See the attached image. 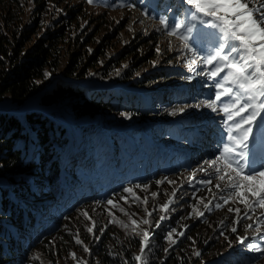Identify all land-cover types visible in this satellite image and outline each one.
Wrapping results in <instances>:
<instances>
[{
    "label": "rangeland",
    "instance_id": "374dc122",
    "mask_svg": "<svg viewBox=\"0 0 264 264\" xmlns=\"http://www.w3.org/2000/svg\"><path fill=\"white\" fill-rule=\"evenodd\" d=\"M38 3L42 4V8L37 11ZM21 5V30L22 32L28 31L27 37L22 40L23 51L37 43L46 33L59 29L61 25H67L66 35L58 47L59 54L55 59L57 68L54 72L48 70L44 72L43 80L39 83V90L29 98L30 101L26 104V108L31 110L41 108L42 106L36 103L37 96L47 92L58 83L73 84L83 89H96L110 93L108 102L112 108L114 107L112 112L104 109L92 119L75 120L59 109L50 108L51 110L44 111L46 114L58 111L62 115V120H54L63 126L65 136H68L66 151L58 157L59 160L63 159L60 161L62 166L71 164L75 168L76 165H80L86 169L85 166L89 165V170L86 169V172L96 176V170L99 172L100 164L105 166L113 160L106 150L113 144L110 141H114L118 147V150L111 149L112 154L120 153L125 158L123 163H127L131 158L137 161L147 144L157 147L163 153H166L168 148L174 147V150L180 151L182 155L184 150H190L193 146L194 136L199 131V127L204 131L203 127L209 122L210 124L215 123L213 126L218 129L221 147L201 153L198 159L190 158L192 164L189 168L182 167L184 170L181 171L178 165L174 166L180 160L176 158L179 156L177 152L168 163L172 170L160 179L159 183L153 184L154 186L149 183L141 189L131 188L133 191L128 193L121 185V189L123 188L120 189L123 193L121 197H126L127 202L118 196L113 200L117 207H112L107 202L101 204L103 212H98L96 203L89 204L90 209H83V211L82 206H79L81 208L78 207L75 217L81 220V225L86 232L89 234L93 232L92 239L102 232L103 226L100 223L104 220H109L124 232H130L133 229L129 215L135 214L132 219L140 223L134 232L142 241L143 230H148L149 238L145 241V247H147L149 240L153 237L152 234L157 232L162 223H171L175 219L173 217L176 219L181 217V225L184 228L171 231L172 236L167 239L166 244L167 246H182L181 236L183 235L180 233L191 235L192 232L197 231L202 218H206L203 222L206 224L210 222L211 216L215 215L218 218L216 224L218 226L210 227L208 229L210 234H202L198 242L196 238L191 237V242L184 244L186 250L190 252V258L194 261L190 264H208L206 260L219 254H221L220 257L214 260L216 263L223 261L225 264L228 262L225 260L226 256H230L229 262L236 264H264V252L254 250V246L264 248V239H260V236H264V230L259 234L254 231L256 228L254 221L257 218L264 220V215H262L264 210L259 208L248 210L244 204L238 202L234 194L228 199V203H225V198L229 197L233 190L225 187L228 183L227 178L223 181L218 180L215 170L208 168L205 163L215 159L222 151L224 144L228 143L223 123L226 117L220 111V106L222 103H228L229 100L222 98V101L216 105L217 111L206 106L210 100L215 99L217 90L216 81L207 75L211 66H206L201 59L212 50L218 35L216 30L199 22L196 23V31L203 43L195 45L194 54L184 49L177 37L168 36L167 29L159 23L162 18L170 23L183 19L188 9L184 0H179V2L178 0H93L92 3L88 0H21ZM71 13L73 16H70ZM21 33L17 35L18 40L21 38ZM201 47L203 50H200ZM77 53H80V60L77 62L79 69L74 73V77H65L63 74L70 66L72 56ZM128 53H130L128 57L124 60L120 59ZM134 56L140 61L144 60V63L137 69V63H132ZM193 60H196V63H192ZM197 61L202 64L200 68L196 66ZM107 72L108 77L100 79L101 74ZM45 73L49 75L46 77ZM123 73L132 74V81H122L121 74ZM157 74H161L158 79ZM153 75L155 81L153 80L150 86H139L133 83V81H141ZM196 76H199L202 82L196 87V92L190 89L181 91V88H184L185 84ZM216 80L218 81L219 77ZM115 97L117 100L120 99L121 103L115 101L113 99ZM134 98L136 100H133ZM0 104L12 106L5 102ZM132 108L142 109L146 113L145 119L139 120L133 117L129 113ZM180 108L184 111H178ZM14 113L23 112L15 111ZM184 121L189 122L186 125ZM262 125H264V120L258 118L256 139L250 145V149L253 145L258 146L255 152L259 153L264 160V141L259 135ZM171 126L179 130L178 133L182 138L170 139L177 136L176 129ZM80 129L84 130L80 135L82 141L85 140L82 146L78 142L73 144L74 134ZM166 129H168V138L164 134ZM104 130L107 132L104 133ZM175 158L176 163L174 161L173 164L172 159ZM166 160V158L161 159L159 165H163ZM93 163L99 164L97 168L92 167ZM149 163L146 164L148 166L146 177L149 175ZM218 166L223 167L222 164ZM202 168L205 170L201 171ZM109 173L110 169H107L106 174ZM134 173L133 169L132 174ZM88 180L91 181V178ZM205 180H210L211 183H201ZM216 185L220 187L217 188ZM152 193H156V196L153 197ZM145 198H147V203H144ZM164 204H167L168 208L161 211V206ZM205 204L209 205L207 209L204 207ZM217 204L220 207H216ZM121 208L124 209L123 212L120 211ZM229 208L240 211L239 213L229 211ZM147 212H151L152 215L147 216ZM198 212H202L203 215H198ZM161 216H165L166 219L160 220ZM145 218L149 220L147 225L141 222ZM157 221H159V226L156 224ZM234 221L239 222L234 223ZM250 223L253 224V228H246ZM89 227L92 228L91 232L87 230ZM233 228L236 231L239 230V234L236 240L227 243L225 234ZM261 228L264 229V225H261ZM238 237L246 239L241 243ZM90 243L81 246L83 252L86 248L88 249ZM225 244L228 245L227 249L216 253V249ZM139 252L141 253V248L136 254L139 255ZM195 252L199 255H194ZM72 254L75 256L72 255L65 264H79L81 261L85 263L84 255ZM165 256L166 263L171 264L170 255ZM29 258L32 264H50L49 261H45L40 250L32 251ZM7 264H15V262ZM57 264H64V262ZM139 264H156V261L149 262L148 258L143 256Z\"/></svg>",
    "mask_w": 264,
    "mask_h": 264
},
{
    "label": "trees",
    "instance_id": "16d2710c",
    "mask_svg": "<svg viewBox=\"0 0 264 264\" xmlns=\"http://www.w3.org/2000/svg\"><path fill=\"white\" fill-rule=\"evenodd\" d=\"M41 8L42 4L38 3L37 11ZM21 15V0H0V103L5 102L16 107L23 105L38 92L39 83L43 80L46 70L54 72L57 68L55 59L59 54L58 47L66 35L67 26L61 25L59 29L46 33L37 43L23 51L22 40L27 37L28 31L21 30ZM20 33L21 38L18 40L17 35ZM128 55L130 53L120 59L124 60ZM78 60L80 53L72 56L70 66L63 74L65 77H74V73L79 69ZM132 63H137V69L144 60L140 61L134 56ZM196 66L200 68L198 62ZM108 75V72L103 73L100 79H105ZM154 77L148 76L133 83L150 86L153 80L155 81ZM158 77H161V74H157V79ZM121 80L132 81V74H121ZM105 93L96 89L79 88L73 84L58 83L37 96L36 103L42 107L59 109L74 120L92 119L104 109L113 111L114 107L108 102L110 93ZM113 99L117 100L116 97ZM117 101L121 103L120 99ZM129 113L139 120L146 117L144 111L136 108H132ZM54 120H62L61 113L54 111L46 114L36 110L23 113L0 112V264L12 261L15 264H32L29 256L35 250H40L45 261L50 264H65L72 253L84 255L85 263L81 261L79 264H139L134 257L138 256L136 253L141 248V240L133 230L124 232L114 223L104 220L105 222L100 223L103 226L102 232L92 239L93 232H86L75 214L79 206H82L79 207L82 211L90 209L91 203H96L98 212H103L102 205L108 200L121 197L123 188L141 189L149 183L156 184L167 173L158 170L146 178L132 174L133 167H136L134 158L123 164L125 158L118 152L115 154L114 150V154L111 152V149L118 150L114 141H110L113 144L109 154L113 160L105 166L100 164L96 176L86 172L89 165L85 166L86 169L80 165L75 168L71 164L62 166L60 161L63 159L59 160L58 157L66 151L68 136H65L63 126ZM83 132L84 130L80 129L74 134V142L80 143L81 146L85 140L82 141L76 136L82 135ZM106 132L104 130V133ZM95 163L91 165L97 168L99 164ZM107 169H110L108 175ZM178 169L184 170L182 167ZM114 170L120 173L123 188L118 185L109 191L94 192L93 196H88L90 185L100 180L98 184L105 182L103 185H108V178ZM90 178L91 181L88 180ZM137 185L140 187H136ZM173 218V222L162 223L157 232L152 234L153 237L145 251L139 252L140 256L147 257L149 262L156 261V264H165L167 254L170 255L171 264L193 263L184 244L189 243L191 237L196 238L198 242L202 234H210V227L218 226V218L215 215L211 216L210 222L206 224H203L206 218H202L196 232L181 236L182 246H167L168 233L173 229L184 228L181 225V217ZM153 223L155 226V222ZM238 234L239 230H228L225 234L227 243L236 240ZM77 239L81 243L78 244ZM88 243L91 245L83 252L81 246ZM227 246L225 244L217 248L216 253L226 250ZM220 255L206 260V263L224 264L223 261L214 262ZM245 258L249 259L247 256ZM229 259L230 256H226L225 260L228 262L225 264H236L229 262Z\"/></svg>",
    "mask_w": 264,
    "mask_h": 264
},
{
    "label": "snow or ice",
    "instance_id": "6c2138e0",
    "mask_svg": "<svg viewBox=\"0 0 264 264\" xmlns=\"http://www.w3.org/2000/svg\"><path fill=\"white\" fill-rule=\"evenodd\" d=\"M92 3L93 0H88ZM188 6L187 15L179 20L172 21L160 19L159 23L167 29L168 36L177 37L182 47L195 54V45H202L203 41L196 31V23L207 25L218 33L212 50L207 56L202 57V62L206 66H211L207 75L215 82V99L207 103V107L217 111L216 105L222 101V98H228V103H222L220 111L225 114V130L227 132L228 143H225L220 154L215 159L206 161L208 168L215 170L218 180H225L228 183L227 188L233 190L224 202L234 194L238 202L252 211L256 208L264 210V163L259 167L254 166L252 159L253 152L250 145L256 139V127L258 118L264 120V0H184ZM129 7H132L129 5ZM159 51V48L157 49ZM200 50H203L201 47ZM192 63H196L193 60ZM118 74V73H117ZM223 74V75H222ZM49 74L45 73L47 77ZM219 77L217 81L216 78ZM178 111H184L183 108ZM260 138L264 141V125L261 126ZM222 164L223 167H219ZM205 169H201L204 171ZM223 173V174H221ZM235 175H232V174ZM159 183V181L157 182ZM201 183H211L210 180L201 181ZM136 187H140L137 185ZM219 188V185H216ZM125 192L131 193V188H125ZM175 195V192H173ZM155 197L156 193H152ZM127 202L126 197H121ZM147 203V198L144 199ZM107 204L117 207L113 200H108ZM204 207L207 209L208 204ZM216 207H220L219 204ZM168 205L161 206V211L167 210ZM124 211L123 208L120 209ZM236 211L239 209H231ZM202 216V212H198ZM135 214H130L129 219L133 231L139 227L137 220L132 219ZM151 216V212L146 213ZM264 215V213H262ZM87 216V213H85ZM247 216V213H245ZM166 219L161 216L160 220ZM143 224H149L147 218L141 221ZM239 221H234L237 223ZM254 223L255 233L259 234L264 225V220L257 218ZM159 226V221L156 222ZM127 227V225H125ZM253 228V224L246 226ZM89 232L92 228L87 229ZM175 231L174 229L172 230ZM236 231L235 228L232 229ZM183 235V233H180ZM172 232L168 233L171 238ZM149 238L147 229L143 230V239L141 241V253L145 251V241ZM245 237H238V241L243 243ZM264 239V236H260ZM79 244L81 241L76 240ZM174 242V241H173ZM257 252H264V248L255 247ZM87 251V248L85 249ZM73 257L75 254H72ZM194 255H199L195 252ZM140 261L142 256L134 257Z\"/></svg>",
    "mask_w": 264,
    "mask_h": 264
},
{
    "label": "water",
    "instance_id": "95a60500",
    "mask_svg": "<svg viewBox=\"0 0 264 264\" xmlns=\"http://www.w3.org/2000/svg\"><path fill=\"white\" fill-rule=\"evenodd\" d=\"M28 101H30V99H27L26 102L19 106V107H14V106H5V105H1L0 104V112H4V113H8V112H15V111H18V112H27V111H39V112H44L46 110H51L50 108H46V107H41V108H36V109H29V108H26V104L28 103Z\"/></svg>",
    "mask_w": 264,
    "mask_h": 264
}]
</instances>
